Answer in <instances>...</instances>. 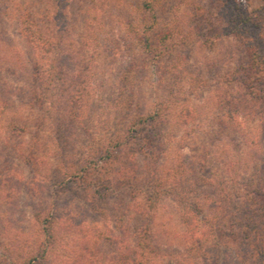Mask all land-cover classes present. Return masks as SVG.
Here are the masks:
<instances>
[{
  "label": "rangeland",
  "instance_id": "374dc122",
  "mask_svg": "<svg viewBox=\"0 0 264 264\" xmlns=\"http://www.w3.org/2000/svg\"><path fill=\"white\" fill-rule=\"evenodd\" d=\"M257 64L264 0H0V264L245 258L227 197L264 173Z\"/></svg>",
  "mask_w": 264,
  "mask_h": 264
},
{
  "label": "trees",
  "instance_id": "16d2710c",
  "mask_svg": "<svg viewBox=\"0 0 264 264\" xmlns=\"http://www.w3.org/2000/svg\"><path fill=\"white\" fill-rule=\"evenodd\" d=\"M241 16L243 18L242 22L251 23L254 20L253 16L245 14V12L241 13ZM21 22L28 39L42 52L48 53L51 49L48 44L52 41L49 40L42 24L29 17V15L22 17ZM258 67L259 65L257 64L255 66L256 70L253 69V71L251 69L255 77L250 75L248 78L252 81L251 87L254 89V92L257 91L260 93L262 91L264 93V79L259 81V78H257L260 75L259 71L264 72V68L258 69ZM48 75H55V72L53 74L51 72ZM248 78L243 83L248 82ZM227 198L229 200V207L234 209V211L232 210V215L236 218V222L232 224V229H236V231L238 229V232L241 234L240 243L245 246L246 251L245 258H241V260L236 258L234 264H264V173L258 177L257 184L252 188L251 195L248 199H245L244 194H239L235 197L229 196ZM183 220L187 226H190L193 222L191 215L187 213L183 215ZM216 233L217 225L215 224V220L212 219L210 226L201 229V236L196 239L199 248ZM137 247L140 249L139 253L141 256H145L144 251L147 248L145 241L138 239ZM30 262L32 263V261ZM178 264H193V262L190 257L185 256L180 258ZM225 264H228L227 258H225Z\"/></svg>",
  "mask_w": 264,
  "mask_h": 264
}]
</instances>
